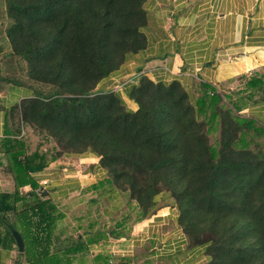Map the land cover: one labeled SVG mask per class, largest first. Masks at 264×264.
Returning a JSON list of instances; mask_svg holds the SVG:
<instances>
[{"label":"trees","instance_id":"trees-1","mask_svg":"<svg viewBox=\"0 0 264 264\" xmlns=\"http://www.w3.org/2000/svg\"><path fill=\"white\" fill-rule=\"evenodd\" d=\"M147 2L4 0L11 49L0 56V91L4 84L31 90L10 107L0 138L16 184L15 192H0V247L18 249L14 230L25 244L14 264H76L91 244L129 237L161 203L177 208L178 226L190 246H204L205 264H264V120L245 112L264 101V66L239 75L235 88L203 80L185 87L141 73L128 91L138 107L129 108L116 90L98 85L130 57L153 58L141 57L155 38ZM7 58L24 60L28 79L40 86L19 77L9 60L4 72ZM89 152L106 176L85 191L127 192L139 219L127 229L124 220L94 229L93 221L86 236L64 241L62 214L34 174ZM25 185L31 189L21 193ZM92 254L93 264H140Z\"/></svg>","mask_w":264,"mask_h":264},{"label":"crops","instance_id":"crops-1","mask_svg":"<svg viewBox=\"0 0 264 264\" xmlns=\"http://www.w3.org/2000/svg\"><path fill=\"white\" fill-rule=\"evenodd\" d=\"M146 7L148 28L155 38L141 57L152 55L153 58L146 63L143 58L127 63L98 87L103 91L116 90L129 108L137 109L138 105L128 96L132 83L117 87L116 82L124 75H133L135 82L144 73L155 81L178 80L185 87L203 80L235 88L239 75L264 66V0H148ZM140 62L144 67L138 72ZM30 95V89L14 85L0 91V138L5 136L10 107ZM250 108L258 109L257 117L263 120L264 102ZM3 150L0 146V192L13 193L16 184ZM52 164L34 175L41 183L47 180L43 186L53 196L85 192L106 176L99 157L93 152L80 155L78 163L71 168H53ZM30 189L31 185H25L20 191ZM161 204L155 213L135 226L129 237L99 240L90 249L92 253L106 250L114 255L130 256L140 264H205L209 256L204 246L189 245L177 223V208L171 203ZM17 205L21 208L23 201ZM6 214L12 221L16 220L14 212ZM81 225H76L79 235L75 237L81 235ZM96 225L100 226L99 221ZM62 228L63 239L67 241L74 228L66 225ZM18 249L0 247V264H14Z\"/></svg>","mask_w":264,"mask_h":264},{"label":"rangeland","instance_id":"rangeland-1","mask_svg":"<svg viewBox=\"0 0 264 264\" xmlns=\"http://www.w3.org/2000/svg\"><path fill=\"white\" fill-rule=\"evenodd\" d=\"M5 12L6 10H5L4 0H0V46L1 45L4 46L3 47L4 50L0 51V56H3L5 52H8L11 49L9 42L4 39L6 20H7L4 17V14H6ZM7 60L11 61L10 59L7 58L2 62L4 72L8 71L6 67L7 64L5 63ZM137 60L138 58L133 56L129 58L127 63H130V62L136 63ZM11 62H12L11 63L12 71L14 69H17V75L19 77L27 79L28 82H32L33 86H36V87L40 86L39 83L30 81L28 79L27 77L28 75H27L26 68H25L26 63L24 60H19V61L13 60ZM124 73L126 74V72ZM133 82H135L133 75H124L122 78H120L116 82V84H117V87L123 88L122 87L123 84L125 83L131 84ZM137 82H138V78L135 83ZM101 83L98 85L99 87L101 86ZM10 86L11 84L9 85L4 84L5 88L10 87ZM253 106H258V104L253 105ZM253 110H256V111H252V109L249 108L245 110V112L247 114L257 117L259 115L257 111L258 109H253ZM79 160H80V156L71 154V155H64L63 157L56 160L55 161L56 163L53 162L54 164L52 163L51 164L53 168H60V167L71 168L74 166L73 164L78 163ZM42 188H44L43 185H42ZM49 195L52 198L58 197V198H54L56 201L58 210L62 214V216L57 221L58 229L61 226H65V225L71 226L72 228H74L73 230L74 236L79 235L78 234L79 229L76 228V225H79V224L80 225L82 224L81 226L83 227L81 231L84 233L89 223L91 224L93 221H95L96 223L97 221H99V224L101 227L109 228V226L114 225L116 221L124 220L126 224L125 226L121 228L127 229L128 227L129 228L132 227L134 222H136V220L139 219V211L136 208V206L133 204L134 201L131 202L129 200V195L127 192L119 191L117 188L113 189V188H110L109 186H105V187H99V188L91 189V190L89 189L88 191H85V192L79 191V192L69 193L64 196H53V194L50 192H49ZM111 203L112 205L115 206L113 207V209H111L112 207ZM111 210H112V213H111ZM98 226L99 225H95L92 228L94 229V228H97ZM131 229H128V232ZM84 236H86L85 233H84ZM90 248L93 249V244L90 245ZM101 252H106V250H103ZM90 253H92V251ZM90 253L86 254L85 257L83 256L82 260H79V262H77L76 264H93L92 256L90 255Z\"/></svg>","mask_w":264,"mask_h":264},{"label":"water","instance_id":"water-1","mask_svg":"<svg viewBox=\"0 0 264 264\" xmlns=\"http://www.w3.org/2000/svg\"><path fill=\"white\" fill-rule=\"evenodd\" d=\"M14 235L16 238V243H17V246L19 248V251H20V253H22L25 249L24 239L18 230H14Z\"/></svg>","mask_w":264,"mask_h":264},{"label":"built area","instance_id":"built-area-1","mask_svg":"<svg viewBox=\"0 0 264 264\" xmlns=\"http://www.w3.org/2000/svg\"><path fill=\"white\" fill-rule=\"evenodd\" d=\"M127 84H128V83H127ZM125 85H126V83L123 84L122 87L125 86ZM118 88H121V87H118ZM46 183H47V180H43V182L41 183V186L44 185V184H46Z\"/></svg>","mask_w":264,"mask_h":264}]
</instances>
